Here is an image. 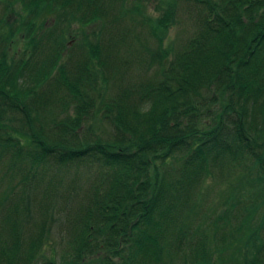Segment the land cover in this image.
<instances>
[{
  "label": "trees",
  "instance_id": "trees-1",
  "mask_svg": "<svg viewBox=\"0 0 264 264\" xmlns=\"http://www.w3.org/2000/svg\"><path fill=\"white\" fill-rule=\"evenodd\" d=\"M116 1L120 3L118 17L110 16L105 6L103 10L101 0H6L7 13L0 16V119L7 111L21 112L26 128L22 125L8 130L0 122V158H8L11 172L12 168L28 172L39 165V178L50 174L46 181L52 187L62 182L57 176L65 173L63 169H88L87 164L92 165L91 173L109 176V184L100 191L101 182H93L84 215L79 222L73 219L69 223V228L74 226L78 233L68 237V248L59 253L60 261L55 253L44 257L48 240L46 219L33 222L37 231L27 221H31V196H26L24 213L13 208L17 206L13 199L4 213L9 217L21 214L24 218L7 221L6 235L14 240L12 246L0 245V264H87L88 257L94 258L91 264H162L160 256L165 245L171 246L174 228L180 220L175 215L177 209L190 199V179L199 185L201 178L209 176L208 164L212 159H229V173L235 167L244 169L241 178L251 183L252 189L259 187L252 192L257 200L253 207L262 205L264 211V0H168L167 7L163 6L164 0H159L156 8L161 5L163 9L154 17L143 12V0ZM179 1L201 6L203 15L193 25V37L178 49H163L159 37L156 48L150 49L137 34L118 22L127 16L130 22L144 23L153 35L162 32L165 37L173 25ZM16 2L19 10L14 6ZM49 20L53 22L48 24ZM72 23L89 33H94L97 26L101 30L107 25H118L120 42L126 44L128 38H135L132 45L138 48L129 51H148L150 63L158 64L154 74L157 79L130 89L121 86L120 94L104 98L111 84L105 75L109 67L104 68L106 62L100 57V46L115 48L120 42L104 44L100 39H85L80 46L88 60L76 58L68 65L63 55ZM22 29L28 39L27 47L20 56L11 54L7 48ZM50 80L51 86L72 97L61 107L60 112L66 115L60 118L57 114L51 116L52 107L41 112L37 109L35 97ZM205 92L214 97L213 102L217 95L224 103L214 114L219 120L200 128L198 122L204 118V110L215 109L208 105L199 108L206 105L200 101ZM120 95H124L123 99ZM252 101L257 105V115L254 113L248 121L247 103ZM144 103L148 107L141 110ZM70 107L71 111L67 110ZM100 112L101 118L114 127L106 139L96 130L100 120L94 123ZM229 115L233 128L228 130L227 137L221 136L222 118ZM178 150L185 160L182 176L163 182L158 163H164ZM10 187H6L8 192ZM7 190L0 199L7 197ZM225 208L230 211V207ZM36 209L45 216L50 211L41 201ZM242 219L234 230L244 234V240L242 247L232 251L233 262H239L240 257L243 264H264V239L257 232L260 229ZM223 226L224 222L220 228ZM25 228L30 231L28 249L21 250L19 234ZM176 228L181 230L180 225ZM217 230L214 226L212 232ZM178 233L181 237L187 231ZM214 237L204 238L215 242ZM204 238L199 239L201 251L197 249L189 264H213L214 248L207 251ZM186 244L197 247L192 246L190 238ZM215 251L219 264L232 260L231 254L221 255V247L216 246Z\"/></svg>",
  "mask_w": 264,
  "mask_h": 264
},
{
  "label": "rangeland",
  "instance_id": "rangeland-1",
  "mask_svg": "<svg viewBox=\"0 0 264 264\" xmlns=\"http://www.w3.org/2000/svg\"><path fill=\"white\" fill-rule=\"evenodd\" d=\"M167 1L168 0H164V7L168 6ZM101 2V6L104 8L103 10H105L106 7V11L110 16L113 15V17H118L119 12H117V10L119 9L120 3L118 4L116 0H112L110 2L101 0ZM142 2L144 4L143 12L146 15L154 17L162 12L163 8L161 5L158 9L156 8V6L160 4L159 0H143ZM17 4L19 3H14V6L17 10H19V8H17ZM4 5H7L6 0H0V16L3 13H7L4 11ZM176 6L174 20L172 21L173 25L169 28L165 37L162 35V32H160L159 35H153L144 23L141 24V22H139V24H137L135 22H130L129 17L127 16L119 18L118 22L123 23V26L125 25L129 30L137 34L139 37L138 39L142 42V44H145L150 49L156 48V37H159V40H162L163 49H171L172 47L174 49H178L181 44L193 37L196 32L195 26L193 25H196L195 23H197L203 13L201 6L199 7L191 2L186 3L184 1H179ZM108 7H110V10ZM52 22V20H49L48 24ZM113 26L114 27L107 25V27H104V29L102 28L101 30L97 26L95 27L94 33H89L90 31L83 30L81 26H77V23H72L70 26L71 30L67 35L68 41L66 39L68 48L63 55L65 63L69 65L76 58H80L83 61L88 60V54H86V51L83 53V50L81 49V44L85 41V39L90 42L100 39L101 43L104 42V44H107L109 41H111V44H114L112 41L120 42L121 39L119 34H121V30L118 25L113 24ZM24 34L25 31L23 29L21 32L16 33V36L7 48L9 53L20 56L21 51L27 47L28 39L24 36ZM134 41L135 38L130 37L127 39L126 44H123V41L120 42V44L116 43V49L114 48V45L110 48L108 45H103L102 47L100 46V57L106 62L104 68L106 67L107 70V67H109V69L105 72V75L110 81L109 85L111 84V87H109L104 94V98L117 96L119 91H121V86H123L124 89H130L133 88L134 85L144 84L157 79L154 77V74L158 70V64L156 65L153 61L150 63L151 55H149L148 51L144 52L143 49L135 50L137 51L136 53L129 51L130 49L138 48L135 46L133 47L132 44H134ZM70 55H72L71 58H69ZM97 65L98 63H96L95 66ZM118 81L120 82L118 83ZM50 84L51 80L44 84L46 86L39 89V93L42 95L38 93L37 97H35L38 100L37 109L41 112V110L44 111L46 108L52 107L53 110H49L51 116L57 114L58 118L63 117L66 114L61 113L60 109L63 105H65V103L71 101L72 97L67 94L64 95L65 91L61 92V90L51 86ZM49 89H51V91H49ZM123 97L124 95H120V99H123ZM213 98L214 97L210 93L205 92V95L202 96L200 100L203 104H206L201 105V107L199 106L200 109H204L208 106L215 108L213 110H209L208 112L207 110H204V118L198 122V126L200 128L211 126L214 121L219 120L218 115L214 116V114L221 109V104L222 102L224 103V100L221 99L222 97L220 98L216 95L215 98L218 101L214 100L213 102ZM247 104L250 109L249 114L247 113L246 117L247 120L250 121L254 118V113L257 115V105H254L253 101L248 102ZM147 107L148 104L144 103L141 106V110H144ZM67 110L71 111V107ZM21 118V112L7 111L3 118L0 119L1 124H3L2 128H6L8 130L21 128L23 125ZM99 120L100 128L96 130L100 131L99 134H101L102 139H106L109 136L108 134L112 133V128L114 127L101 118V112L94 120L95 125ZM222 121L224 128H221L220 135L227 137V133L229 132L228 130L233 128V125H231V115L226 116L225 119L222 118ZM23 126L26 128V125ZM84 126L87 127L88 125L84 124ZM223 139L228 141L229 138ZM257 151H259L258 148ZM184 161L185 160L182 158V152L178 150L172 157L169 156L164 163H158V173L160 179L163 182H166V180L168 181L181 177V168L182 165H184L182 164ZM227 163H229V159L226 157H224V159H212L208 164L210 174L205 179L203 178V180L201 178L199 185L194 179H190L189 177L190 182L188 186L190 191H188V195L190 194V199L186 205H180L181 207L177 209L178 214H175L177 218L180 217L176 226L180 225L181 230H178L175 226L173 233L174 240H171V246L165 245V250L160 256L162 264H177L178 262L176 260L181 259L183 261L178 264H189L191 261L190 258H193L194 254L196 255L198 251L197 249H201L200 245H198L199 243L201 244L199 239L202 240L204 237H210L212 239L214 236L215 242H213V240L207 241L204 238L208 249L205 248V244L204 248L207 251L214 248L211 256V262H213V264H219L220 261H216L217 256H219L215 251L216 246L221 247V250H224L221 251V255L223 256H229L237 246L242 247L244 234L241 236L237 230H234V228L242 222V218L246 219L250 226L257 225L256 227L260 229L257 232L261 236L262 240L264 239L263 206L260 205L257 208L253 207V203L257 200L253 196L252 192L253 190H258L259 187L256 186L252 189L250 186L251 183L246 181V179L241 178L240 172L244 169L240 170V168L235 167L232 168L229 173ZM7 164L8 158H0V195L7 190L6 187L8 184L11 186L9 192L8 190L6 191L7 197L5 199H0V245H6L5 247H9L13 244L14 238L11 237V235H6L8 232V228L6 226L7 221L13 218H24L21 214H14L9 217L7 213H4L7 205H9L14 199L16 200L14 204L17 202V206H13V208H17L18 210H21V213H24L27 207L25 199L26 196L29 195L31 196L29 203L32 205V207H30L31 221L27 218V221L30 224H26L32 225V229L37 231L38 226H36L33 222L37 221L40 223V221L46 219L47 225L45 228L47 232H45V234L48 237V240L46 249H44V257L54 255L55 253L57 260H62L59 253L63 252V249L67 250L68 237H75L78 233V230H76L74 226L69 228V223H72L73 219L79 222L81 219L80 216L84 215L86 206L91 198V189L92 185H94L93 182L96 185L101 182V185H98L99 190L104 191L109 184V176L106 178L102 173H91L89 166L92 165H85L88 169L82 167L79 168V166H70V168L63 169L65 173L58 174L57 177H61L62 182L54 183V187H52L48 184V181H46L48 180L47 177L50 176V174L46 175L47 177L44 176L40 179L42 171L39 170V165H35V167L32 166L28 172H23L24 168H21L19 171L17 169L13 170L12 168L11 172L8 169ZM101 168L102 170H106V167ZM174 192H177V190ZM19 195L20 200L18 201L17 198ZM39 201L50 209L46 216L44 214L41 215V213L36 209ZM248 205L249 207H247ZM225 207H230V211H227ZM190 209L194 211H190ZM222 222H224V226L220 228V224H222ZM214 226L218 228V232H212ZM24 230V233L20 232L19 234L21 238L20 245H22L20 246L21 250L27 248L26 242L29 241L27 236L30 234V231L26 228ZM177 230L180 232L187 231V233L186 235L180 237ZM189 238L193 247H195L194 245H197L196 248H191V245L186 244V241ZM221 242L222 245H220ZM229 257L232 260H227L225 264H235L233 255L231 254ZM88 259L89 261L87 264L94 262V258L88 257L85 260ZM238 261L239 262L236 261V264H243L240 257L238 258Z\"/></svg>",
  "mask_w": 264,
  "mask_h": 264
}]
</instances>
